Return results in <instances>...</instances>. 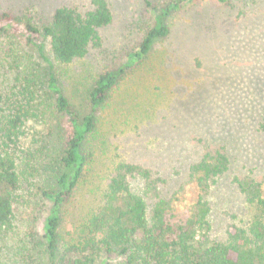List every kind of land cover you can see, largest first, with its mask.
I'll list each match as a JSON object with an SVG mask.
<instances>
[{"label": "rangeland", "instance_id": "1", "mask_svg": "<svg viewBox=\"0 0 264 264\" xmlns=\"http://www.w3.org/2000/svg\"><path fill=\"white\" fill-rule=\"evenodd\" d=\"M172 1L108 0L112 18L99 30L100 46L61 65L50 54L42 28L57 8L85 13L92 0H0V108L6 93L19 86L17 77L30 81L37 108L17 143L30 165L22 166L28 182L14 205L16 235L43 234L48 207L37 188L46 185L53 149L64 136L56 95L44 92L41 83L54 70L71 110L89 115L87 91L96 77L123 68L163 5ZM162 23L167 36L124 69L95 113V131L81 148L88 161L85 178L60 209L62 241L94 209L119 162L140 165L165 181L158 184L167 198L189 191L190 165L205 152L220 150L229 168L207 197L210 239L224 242L227 225L243 224L250 216L233 180L264 176V0H180ZM27 25L39 32L31 34L33 44L25 40ZM41 261L47 264L45 257Z\"/></svg>", "mask_w": 264, "mask_h": 264}, {"label": "trees", "instance_id": "2", "mask_svg": "<svg viewBox=\"0 0 264 264\" xmlns=\"http://www.w3.org/2000/svg\"><path fill=\"white\" fill-rule=\"evenodd\" d=\"M91 3V10L85 13L57 8L50 23L42 28L41 35L58 64L82 59L91 48L100 46L99 30L109 25L112 17L108 0ZM179 6L180 0L163 5L154 25L128 53L125 66L96 77L87 91L89 115L79 117L71 110L56 85L54 70L41 83L46 87L42 88L44 92L56 95L55 113L64 136L53 149L55 156L46 185L37 188L48 207L43 234L37 238L35 234L16 235L19 233L13 227L14 205L20 204L19 191L28 182L22 166L27 169L30 165L22 159L17 143L25 123L37 117L30 81L16 78L19 86L6 93L0 108V264H45L43 257L47 264H264V176L261 180L251 175L234 178L250 216L243 224H228L224 242L209 237L211 206L207 197L229 168L228 157L220 150L205 152L190 165L189 191L181 189L167 198L161 195L158 184L166 182L154 179L148 169L117 163L99 202L76 226L73 235L67 234L65 242L59 234L60 209L85 178L88 161L81 148L95 131L96 111L124 69L146 57L154 41L167 36L162 17ZM26 30L25 40L33 44L31 34L39 32L29 25Z\"/></svg>", "mask_w": 264, "mask_h": 264}]
</instances>
